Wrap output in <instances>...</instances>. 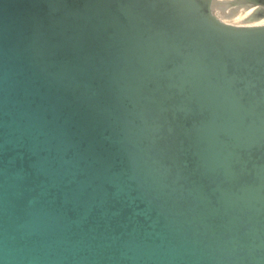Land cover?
Returning <instances> with one entry per match:
<instances>
[{
	"label": "water",
	"instance_id": "water-1",
	"mask_svg": "<svg viewBox=\"0 0 264 264\" xmlns=\"http://www.w3.org/2000/svg\"><path fill=\"white\" fill-rule=\"evenodd\" d=\"M264 0H0V264H264Z\"/></svg>",
	"mask_w": 264,
	"mask_h": 264
},
{
	"label": "bare ground",
	"instance_id": "bare-ground-1",
	"mask_svg": "<svg viewBox=\"0 0 264 264\" xmlns=\"http://www.w3.org/2000/svg\"><path fill=\"white\" fill-rule=\"evenodd\" d=\"M219 7H221L222 9H224V3H222V4H219L218 5ZM253 9L254 8H248V10H244L243 8H242V10H240V11H235V9H231L230 11L229 10H227V11H225V10H221V11H218V13L222 16V17H226V16H233V19H231V20H233L235 23H237V24H242V23H255V24H260V23H264V17L263 18H259V20H257V21H254V22H248L249 21V17H250V15H251V13H252V11H253ZM229 11V12H228ZM221 17V18H222ZM225 19V18H224ZM228 20V22H229V19H226L225 21H227ZM231 22V21H230ZM233 22V23H234Z\"/></svg>",
	"mask_w": 264,
	"mask_h": 264
},
{
	"label": "rangeland",
	"instance_id": "rangeland-1",
	"mask_svg": "<svg viewBox=\"0 0 264 264\" xmlns=\"http://www.w3.org/2000/svg\"><path fill=\"white\" fill-rule=\"evenodd\" d=\"M233 6L234 5H230V4H227V3H224V9H222L221 7H219V6H215L214 7V12L216 13V14H218L220 17H222L219 13H218V11H221V10H225V11H227V10H231L232 8H233ZM251 8H254V7H251ZM240 10H242V7H240L237 11H240ZM244 10H248V9H244ZM228 11V12H229ZM236 11V12H237ZM225 18V19H224ZM261 18H263V17H261ZM222 19H224V20H226V19H229V22L231 21L232 23L234 22L233 20H231V19H233V16H226V17H222ZM257 20H259V19H255V20H253V21H248V22H254V21H257ZM228 21V20H227ZM235 23V22H234Z\"/></svg>",
	"mask_w": 264,
	"mask_h": 264
}]
</instances>
